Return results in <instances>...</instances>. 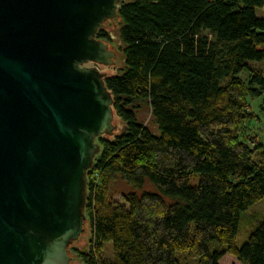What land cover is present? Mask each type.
<instances>
[{"label": "trees", "instance_id": "obj_1", "mask_svg": "<svg viewBox=\"0 0 264 264\" xmlns=\"http://www.w3.org/2000/svg\"><path fill=\"white\" fill-rule=\"evenodd\" d=\"M257 9L264 0L119 3L123 67L104 83L122 127L96 138L86 170L82 264H220L224 255L264 264V214L236 243L244 213L264 198V144L249 143L244 126L264 93ZM95 36L111 39L103 27ZM142 105L156 133L137 119ZM120 181L129 186L121 202Z\"/></svg>", "mask_w": 264, "mask_h": 264}, {"label": "water", "instance_id": "obj_2", "mask_svg": "<svg viewBox=\"0 0 264 264\" xmlns=\"http://www.w3.org/2000/svg\"><path fill=\"white\" fill-rule=\"evenodd\" d=\"M121 1L0 0V264L75 261L86 170L115 128L96 65L116 54L95 35Z\"/></svg>", "mask_w": 264, "mask_h": 264}, {"label": "rangeland", "instance_id": "obj_3", "mask_svg": "<svg viewBox=\"0 0 264 264\" xmlns=\"http://www.w3.org/2000/svg\"><path fill=\"white\" fill-rule=\"evenodd\" d=\"M264 13V10L257 9L256 14L258 16H261V13ZM115 25H113V23ZM118 26H119V19L117 17H114L112 20H105L103 23V28H105L108 33L111 36V39L107 41L108 47L114 51L116 54L115 57L112 59V63L107 65H96L100 71L105 72V74H113L118 69L123 67V55L121 52V46L122 43L118 36ZM255 64V63H253ZM87 66H95L91 63H87ZM259 68L264 69V63H261L259 65ZM247 75L246 71H242L239 76L245 77ZM250 111L254 115V119L252 121H248L244 123L245 126V134L246 138L249 143H252L253 140H259L264 144V93H262L260 96H256L252 98L250 101ZM137 119L143 123L150 131L156 133L157 132V125L153 119V116L151 114V109L148 105H142L139 110H137L136 113ZM113 124L115 125V128L113 132H118L120 128L122 127L121 120L117 117H113ZM146 187H150V184H146ZM117 190L119 193H117L114 196V199L121 202L122 201V193H125L129 190V186L125 184L124 182L120 181L117 184ZM264 214V198L261 199L259 202L252 205L243 216V219L241 221L240 229L237 234L236 243L238 245H241L245 240L247 239V236L249 234V230L251 229L252 225L254 224V220H256L258 217ZM86 221V230L84 233H81L79 235V238L81 241L74 242V245L68 246L69 256L72 260H75L72 262V264H82L79 256L77 255L75 249L80 250H86L88 248V240L90 236V227L89 222L85 218ZM111 243L106 242L105 243V254L106 256L111 255ZM188 264H197L195 261H190ZM220 264H240L239 261H237L234 257L230 255H224L220 259Z\"/></svg>", "mask_w": 264, "mask_h": 264}, {"label": "flooded vegetation", "instance_id": "obj_4", "mask_svg": "<svg viewBox=\"0 0 264 264\" xmlns=\"http://www.w3.org/2000/svg\"><path fill=\"white\" fill-rule=\"evenodd\" d=\"M89 63H91L92 65H96L95 63H93V62H89Z\"/></svg>", "mask_w": 264, "mask_h": 264}]
</instances>
